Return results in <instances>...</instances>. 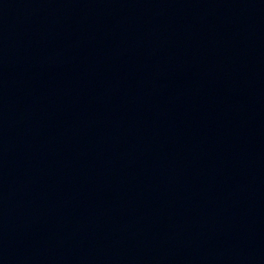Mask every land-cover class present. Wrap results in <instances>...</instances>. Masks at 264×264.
Returning a JSON list of instances; mask_svg holds the SVG:
<instances>
[{
	"label": "water",
	"instance_id": "1",
	"mask_svg": "<svg viewBox=\"0 0 264 264\" xmlns=\"http://www.w3.org/2000/svg\"><path fill=\"white\" fill-rule=\"evenodd\" d=\"M0 264H264V0H0Z\"/></svg>",
	"mask_w": 264,
	"mask_h": 264
}]
</instances>
